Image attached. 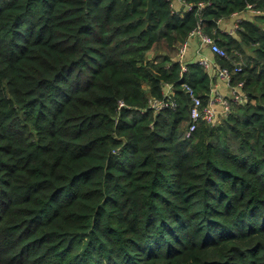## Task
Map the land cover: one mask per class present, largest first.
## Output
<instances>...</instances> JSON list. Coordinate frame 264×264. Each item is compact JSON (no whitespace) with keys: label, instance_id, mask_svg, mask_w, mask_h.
I'll list each match as a JSON object with an SVG mask.
<instances>
[{"label":"trees","instance_id":"obj_1","mask_svg":"<svg viewBox=\"0 0 264 264\" xmlns=\"http://www.w3.org/2000/svg\"><path fill=\"white\" fill-rule=\"evenodd\" d=\"M150 1L0 0V264H264V0ZM198 26L244 98L185 137Z\"/></svg>","mask_w":264,"mask_h":264},{"label":"built area","instance_id":"obj_2","mask_svg":"<svg viewBox=\"0 0 264 264\" xmlns=\"http://www.w3.org/2000/svg\"><path fill=\"white\" fill-rule=\"evenodd\" d=\"M167 2L170 3V5L174 6L176 3H180L179 0H166ZM250 13H254V11H248ZM239 20H236L234 29L237 28V23ZM190 37H197L201 44L204 46H207L210 50V52L217 57L223 58V59H228V56L226 52L221 49L219 46L215 44V42L204 35L200 29V27H196L191 33ZM188 40L179 48L178 51V62H180L181 65V70L185 71L184 67V56H185V51L187 47ZM203 69L206 71L208 70L211 65L209 62L202 58L198 62ZM242 64L241 62L236 63L232 72L236 73L241 70ZM215 71H216V76L217 78L226 83L228 88H229V94L227 96L221 94L217 90L213 89V85L211 87L209 97L207 99V102L205 105L202 104L201 100L195 96L193 90L186 84L183 85V89L185 93L188 94L190 100H191V106L189 109V125L187 127V130L185 131V137H188L191 132H193L196 128V125L199 121L205 122L206 124H212L216 123V117L217 113L221 114L222 116H226L228 114V111L230 109L231 104H238L243 101V94L240 92V83L237 84L235 87H231L229 85V80H230V73L227 69L219 67L217 64L215 65ZM171 86L167 85L166 89L162 95L161 99H149L147 106L149 109L153 110L154 112H158L164 109H173L175 107V101L171 97ZM121 105V104H120Z\"/></svg>","mask_w":264,"mask_h":264},{"label":"crops","instance_id":"obj_3","mask_svg":"<svg viewBox=\"0 0 264 264\" xmlns=\"http://www.w3.org/2000/svg\"><path fill=\"white\" fill-rule=\"evenodd\" d=\"M175 5H178L176 3ZM240 15H234L229 20L232 22H236L237 19H239ZM226 23L220 22L219 28L222 30L223 25ZM223 31V30H222ZM225 32V31H223ZM202 58L206 59L211 67L206 70L209 77L213 80V89L217 90L221 94L227 96L229 94V88L226 83L220 81L216 76L215 71V61H214V54H212L207 46H204L201 44L200 40L197 37H190L187 43L185 56H184V62H199ZM221 120V114L220 111L217 113L216 117V123H218Z\"/></svg>","mask_w":264,"mask_h":264},{"label":"rangeland","instance_id":"obj_4","mask_svg":"<svg viewBox=\"0 0 264 264\" xmlns=\"http://www.w3.org/2000/svg\"><path fill=\"white\" fill-rule=\"evenodd\" d=\"M224 23H226L225 25H223L222 27V30L227 32V33H232L234 31V25H235V22L231 21V20H226V21H222Z\"/></svg>","mask_w":264,"mask_h":264},{"label":"water","instance_id":"obj_5","mask_svg":"<svg viewBox=\"0 0 264 264\" xmlns=\"http://www.w3.org/2000/svg\"><path fill=\"white\" fill-rule=\"evenodd\" d=\"M150 10H151V1L148 0V5H147V15L149 14Z\"/></svg>","mask_w":264,"mask_h":264}]
</instances>
